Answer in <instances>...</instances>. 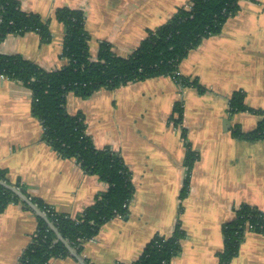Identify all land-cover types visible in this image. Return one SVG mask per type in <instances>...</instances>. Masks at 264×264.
<instances>
[{
  "label": "crops",
  "instance_id": "crops-1",
  "mask_svg": "<svg viewBox=\"0 0 264 264\" xmlns=\"http://www.w3.org/2000/svg\"><path fill=\"white\" fill-rule=\"evenodd\" d=\"M18 1L23 11L50 19L52 38L41 43L33 32L10 35L0 43V54L20 55L56 71L65 61L64 28L53 16L55 9L83 12L94 60L103 41L116 55L128 56L148 31L166 23L189 0ZM178 72L196 79L203 91L183 88L166 76L100 90L87 99L67 96V112L84 114L96 148L120 154L135 189L126 218L104 224L79 253L70 246L83 264H132L154 236L169 237L178 225L185 236L170 264H219L221 227L234 217V210L248 204L264 211V141L232 136L236 126L243 132L253 130L259 117L229 108L232 94L242 91L247 107L264 110V0L242 1L221 33L191 50ZM178 103L182 120L176 126L171 116ZM31 104L30 90L0 76V170L12 185L19 181L31 196L74 218L107 184L51 149ZM188 148L197 156L190 172L184 164ZM36 227V215L21 204H10L0 214V264H17ZM82 263L70 252L50 261ZM229 264H264V235L246 232Z\"/></svg>",
  "mask_w": 264,
  "mask_h": 264
},
{
  "label": "trees",
  "instance_id": "trees-1",
  "mask_svg": "<svg viewBox=\"0 0 264 264\" xmlns=\"http://www.w3.org/2000/svg\"><path fill=\"white\" fill-rule=\"evenodd\" d=\"M245 0H189L173 16L147 36L126 57L116 55L107 42L98 44L96 57L91 59L90 35L84 26V14L67 7L53 12L56 21L63 25L64 37L61 57L64 65L56 71H46L20 55L0 54V76L20 82L32 93L31 110L41 123L42 138L62 159H74L82 171L97 176L107 184V190L97 194L93 203L74 218L59 214L41 199L31 196L24 185H12L6 171L0 170V181L18 188L58 230L59 234L79 253L83 244L94 238L110 220L126 218L135 189L132 175L120 154L108 147L96 148L87 134L86 118L80 111L69 114L67 96L87 99L100 90L113 91L120 87L158 77H172L181 87L203 89L196 79L177 75L179 64L191 50L198 48L208 37L221 33L226 21L240 10ZM50 19H44L21 9L18 0H0V43L6 37L36 33L41 43L50 42ZM232 113L249 112L259 117L256 127L243 132L234 127L232 136L248 142L264 141V110L249 108L244 93L234 92L229 101ZM182 106L175 104L171 121L179 126ZM182 137L185 131L181 129ZM197 156L188 148L185 162L191 171ZM185 180L181 197L186 194ZM10 204H21L11 191L0 185V214ZM37 227L30 243L18 258L17 264H50L51 259L69 255L63 243H54L55 234L36 216ZM264 235V211L248 204L234 210V217L221 227L223 249L218 253L219 264H229L238 253L246 232ZM184 231L176 226L169 237L154 236L132 264H170L180 251Z\"/></svg>",
  "mask_w": 264,
  "mask_h": 264
},
{
  "label": "water",
  "instance_id": "water-1",
  "mask_svg": "<svg viewBox=\"0 0 264 264\" xmlns=\"http://www.w3.org/2000/svg\"><path fill=\"white\" fill-rule=\"evenodd\" d=\"M228 123V121H227ZM0 185L3 186L4 188H6L7 190L11 191L21 202H23L24 204H26L33 212L34 214L41 218L46 224L47 226L52 230V232L55 234L56 236V240L54 241V243H58L61 242L64 244V246L67 248V250L77 259V261L79 263H82V261L79 259V257L76 255V253L74 252V250L70 247V245L62 238V236L59 234L58 230L54 227V225L48 220V218L46 217V215L44 213H42L38 207L36 205H34L31 200L26 197V195H24L18 188L7 184L4 181H0ZM83 264V263H82Z\"/></svg>",
  "mask_w": 264,
  "mask_h": 264
},
{
  "label": "built area",
  "instance_id": "built-area-1",
  "mask_svg": "<svg viewBox=\"0 0 264 264\" xmlns=\"http://www.w3.org/2000/svg\"><path fill=\"white\" fill-rule=\"evenodd\" d=\"M177 75H179V72L177 73ZM2 77V76H1Z\"/></svg>",
  "mask_w": 264,
  "mask_h": 264
}]
</instances>
